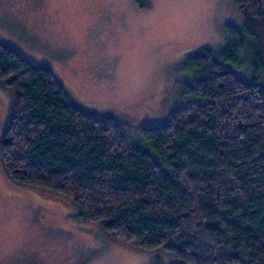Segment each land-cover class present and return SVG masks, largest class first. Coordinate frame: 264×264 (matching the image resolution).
<instances>
[{"label": "trees", "instance_id": "trees-1", "mask_svg": "<svg viewBox=\"0 0 264 264\" xmlns=\"http://www.w3.org/2000/svg\"><path fill=\"white\" fill-rule=\"evenodd\" d=\"M235 3L243 25H226L222 49L181 58L188 98L134 134L0 42L10 179L130 247L185 264H264V0Z\"/></svg>", "mask_w": 264, "mask_h": 264}, {"label": "rangeland", "instance_id": "rangeland-1", "mask_svg": "<svg viewBox=\"0 0 264 264\" xmlns=\"http://www.w3.org/2000/svg\"><path fill=\"white\" fill-rule=\"evenodd\" d=\"M235 0H0V42L49 68L75 102L134 134L188 98L181 58L219 51ZM11 95L0 86V140ZM0 264H185L141 250L10 179L0 157Z\"/></svg>", "mask_w": 264, "mask_h": 264}]
</instances>
